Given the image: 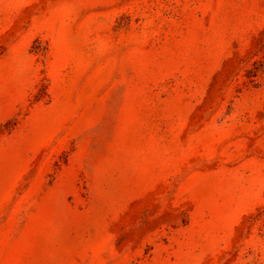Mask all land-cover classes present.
<instances>
[{"label":"rangeland","instance_id":"374dc122","mask_svg":"<svg viewBox=\"0 0 264 264\" xmlns=\"http://www.w3.org/2000/svg\"><path fill=\"white\" fill-rule=\"evenodd\" d=\"M0 264H264V0H0Z\"/></svg>","mask_w":264,"mask_h":264}]
</instances>
